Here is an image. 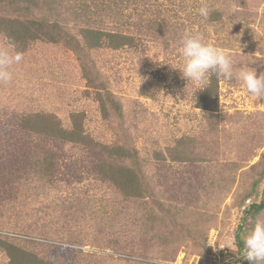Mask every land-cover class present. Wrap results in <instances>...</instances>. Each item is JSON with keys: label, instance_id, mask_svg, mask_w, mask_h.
<instances>
[{"label": "rangeland", "instance_id": "rangeland-1", "mask_svg": "<svg viewBox=\"0 0 264 264\" xmlns=\"http://www.w3.org/2000/svg\"><path fill=\"white\" fill-rule=\"evenodd\" d=\"M158 3L154 16L131 28L134 46L91 51V63L62 42L12 45L1 20L12 12L0 4V51L22 56L8 68L11 79L0 81V158L7 167L24 152L59 162H49L54 174L45 179L33 178L28 169L16 172L20 179L3 191L0 236L24 240L19 245L51 264L242 262L235 229L244 206L259 201L264 184L262 179L253 189V181L264 173V99L252 98L235 77L228 81L210 74L203 87L217 80L216 103L210 109L198 107L203 90L193 95L196 86L182 78L180 50L185 34L199 35L231 55L234 71L254 68L264 76V0H195L187 8ZM37 6L36 14L70 27L60 19L69 11L44 0ZM202 6L208 8L206 18L199 15ZM87 73L120 102L123 123L118 124L115 113L111 124L101 119L84 79ZM78 112L96 140L128 138L148 160L153 151L167 153L187 137L185 160L147 165L156 194L177 204L182 217L165 220L157 210L151 222L141 203L123 208L127 202L94 182L85 149L48 137L29 144L30 134L16 127L15 119L35 114L53 115L70 127L71 115ZM257 217L264 212L247 219L243 242ZM209 243L224 248L214 251ZM3 255L0 264L7 262Z\"/></svg>", "mask_w": 264, "mask_h": 264}, {"label": "trees", "instance_id": "trees-1", "mask_svg": "<svg viewBox=\"0 0 264 264\" xmlns=\"http://www.w3.org/2000/svg\"><path fill=\"white\" fill-rule=\"evenodd\" d=\"M39 0H0V4L12 12L10 15L2 17V32L12 45L24 46L30 41L46 40L50 42H62L71 48L75 54L87 60L91 51L101 48L119 49L135 45L134 37L130 33L131 28L137 29L141 21L147 16H154L160 0H44L49 4H57L68 15L60 17L65 19L70 27L58 20H48L44 14H36L37 2ZM172 3L175 0H166ZM195 0H176V5L187 8V3ZM175 2L173 4H175ZM131 8L130 13H125L127 8ZM214 14H218L217 11ZM148 28H150L149 23ZM83 70H86L84 63ZM84 79L92 88L93 99L97 102V107L103 121L111 124L113 114L117 118L118 124L122 121V106L111 93H103L94 83L95 79H90L88 73ZM203 91L197 103L198 107L210 109L216 103L217 80L213 79ZM70 127H64L61 122L50 114L24 115L17 121L19 130H26L32 137L29 142H38L45 138L58 140L64 144H72L85 149L92 158V175L95 180L103 183L104 188L110 189L121 200L127 202L137 201L141 203L144 214L154 222L158 216L153 212L159 211L160 218L176 219L180 216V209L156 194L150 173L147 172V165L151 162H161L163 160L177 161L187 158V137L180 138L167 153L153 151L151 160L144 158L128 138L118 141L103 143L96 140L85 131L84 119L81 113L71 115ZM1 125V120H0ZM1 128V127H0ZM125 134V128H120ZM28 143V142H27ZM1 146V139H0ZM33 147L37 146L32 144ZM29 152L15 155L11 159L10 167L4 166L0 158V204L4 199L5 191L13 182L21 177L17 171L29 170L32 177L47 178L54 174L55 165L49 163L58 158L48 160L42 156H30ZM29 158V162H28ZM53 158V157H52ZM20 164L21 167H18ZM264 164V156H263ZM264 170V166H263ZM6 171V172H5ZM37 177V178H38ZM264 179V173H260L258 179L253 181L255 189L260 181ZM101 186V185H100ZM103 187V186H102ZM249 195L246 198H249ZM187 207V206H186ZM264 212V184L260 190L258 202H252L242 209L240 223L235 229V241L238 251L244 248L241 234L245 230L247 219L255 218L259 213ZM182 217V215L180 216ZM17 238L5 234L0 236V252L7 258L6 264H51L47 260L40 258L36 253L27 250ZM241 264L247 261L242 258ZM247 264V263H246Z\"/></svg>", "mask_w": 264, "mask_h": 264}, {"label": "clouds", "instance_id": "clouds-1", "mask_svg": "<svg viewBox=\"0 0 264 264\" xmlns=\"http://www.w3.org/2000/svg\"><path fill=\"white\" fill-rule=\"evenodd\" d=\"M198 11L205 18L209 14L207 6H202ZM239 46L241 51L240 43ZM180 54L184 63L179 71L183 79L196 86L193 95L197 90L205 89L203 86L207 84L209 75L215 74L228 81L237 78L252 98L264 99V76H258L254 68L234 71L231 55L220 47L205 43L201 36L185 34ZM21 59L19 53L12 55L7 51H0V81L8 82L11 79L8 68ZM208 245L214 251L224 248L213 243ZM239 256L248 261V264H264V217H257L254 227L244 238V248Z\"/></svg>", "mask_w": 264, "mask_h": 264}]
</instances>
